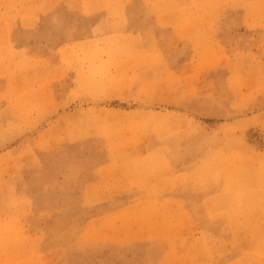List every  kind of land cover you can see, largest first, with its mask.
I'll list each match as a JSON object with an SVG mask.
<instances>
[{"label":"rangeland","instance_id":"1","mask_svg":"<svg viewBox=\"0 0 264 264\" xmlns=\"http://www.w3.org/2000/svg\"><path fill=\"white\" fill-rule=\"evenodd\" d=\"M0 138V264H264V0H0Z\"/></svg>","mask_w":264,"mask_h":264},{"label":"bare ground","instance_id":"2","mask_svg":"<svg viewBox=\"0 0 264 264\" xmlns=\"http://www.w3.org/2000/svg\"><path fill=\"white\" fill-rule=\"evenodd\" d=\"M104 1V0H103ZM165 2V1H164ZM204 2V1H203ZM241 2H242V0H241ZM126 3V2H125ZM50 4V3H49ZM75 4V3H74ZM127 4V3H126ZM233 4V3H232ZM70 6V5H69ZM197 10V9H196ZM180 14V13H179ZM170 16V15H169ZM166 17V16H165ZM181 17V16H180ZM79 20V19H78ZM172 23V22H171ZM163 41V40H162ZM129 44V43H128ZM118 73V72H117ZM149 87V86H148ZM147 92V91H146ZM24 96V95H23ZM21 98V97H20ZM24 99V98H23ZM18 100V99H17ZM21 101V100H20ZM23 101V100H22ZM21 101V102H22ZM17 102V101H16ZM18 103V102H17ZM28 103V102H27ZM19 107V106H18ZM25 108V107H24ZM19 109V108H18ZM27 109V108H26ZM28 109H30V108H28ZM22 110V109H21ZM24 111V110H23ZM22 111V112H23ZM26 111V110H25ZM20 115H22V114H20ZM27 116V115H26ZM29 121V120H28ZM26 123V122H25ZM4 130V129H3ZM1 139V138H0ZM3 142V141H2ZM144 174V173H143ZM148 177V176H147ZM225 203V202H224ZM230 204V203H229ZM227 207V206H226ZM164 213V212H163ZM165 216V215H164ZM110 217V216H109ZM166 220H167V218H166ZM7 232V231H6ZM134 232V231H133ZM194 232V231H193ZM3 234H7V233H3ZM227 236V235H226ZM0 237H2L1 235H0ZM6 237V236H5ZM10 239V238H9ZM9 239H7V240H9ZM4 243V242H3ZM183 245H185V244H183ZM190 249V248H189ZM246 253V252H245ZM186 256H187V253H186ZM10 258V257H9ZM33 259V258H32ZM189 261V260H188ZM228 264V263H227Z\"/></svg>","mask_w":264,"mask_h":264}]
</instances>
